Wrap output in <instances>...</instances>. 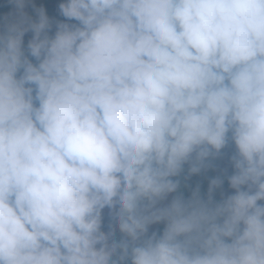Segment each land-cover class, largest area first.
<instances>
[{"label":"clouds","instance_id":"obj_1","mask_svg":"<svg viewBox=\"0 0 264 264\" xmlns=\"http://www.w3.org/2000/svg\"><path fill=\"white\" fill-rule=\"evenodd\" d=\"M0 264H264V0H0Z\"/></svg>","mask_w":264,"mask_h":264}]
</instances>
